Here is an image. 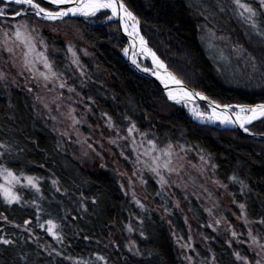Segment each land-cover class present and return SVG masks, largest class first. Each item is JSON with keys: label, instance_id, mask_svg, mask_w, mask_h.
<instances>
[{"label": "trees", "instance_id": "1", "mask_svg": "<svg viewBox=\"0 0 264 264\" xmlns=\"http://www.w3.org/2000/svg\"><path fill=\"white\" fill-rule=\"evenodd\" d=\"M124 2L139 19L148 45L192 90L222 104L264 103V79L260 74L250 73L254 82L246 85L235 65L227 58L222 60L202 39L203 15L192 0ZM210 11L211 16L216 15L212 5ZM101 18L67 21L73 22L82 31L84 43L94 48L96 66L100 70L86 66L85 76H80L85 87L83 95L95 102L99 111L119 129L135 124L136 131L156 142L204 154L215 165L217 179L230 183L233 192L241 191V185L230 179L232 176L247 185L242 196L249 217L259 219L264 215V140L249 138L238 130L198 125L179 106H168L169 110L165 109L168 112L163 113L162 89L129 67L120 53L126 43L124 37L114 27V22V26L105 25ZM250 33L248 40L239 29L230 30L232 40L243 45L248 54L258 60L264 58V47L257 44L258 38ZM43 37L55 53L53 59L58 71L70 75L63 42L48 33ZM179 67L190 71L192 78L187 80ZM4 113L12 119L6 118ZM250 130L264 135V124H255ZM0 143L12 146L11 152L6 153V166L16 175L36 177L41 189L39 194L23 192L19 204L8 205L0 196V237L14 242L8 246L0 244V264H7L12 257L16 258L15 264H26L19 260V256L25 254L33 264H188L174 244L166 221L154 210L143 213L132 252L118 243L116 233L125 236L133 215L115 176L99 175L76 161L62 147L49 121L38 113L33 97L23 89H10L1 81ZM53 180L58 181L61 192H56ZM148 188H152L150 183ZM93 199L97 201L95 205ZM81 203L87 208L86 212L80 208ZM165 209L170 213V207ZM169 216L178 233H183L177 214ZM49 218L61 225L56 230L62 240H53L48 235L45 221ZM25 220L30 223L25 224ZM85 236L89 239L85 240ZM137 249L141 255H134ZM56 251L61 256H56ZM212 251L215 264H242L222 240L212 243Z\"/></svg>", "mask_w": 264, "mask_h": 264}, {"label": "rangeland", "instance_id": "2", "mask_svg": "<svg viewBox=\"0 0 264 264\" xmlns=\"http://www.w3.org/2000/svg\"><path fill=\"white\" fill-rule=\"evenodd\" d=\"M201 2L202 0H192L193 5L197 8ZM204 2L206 5H212L216 15L209 16L211 23L207 24V26H205V20L202 22L201 28L204 33L202 39L213 48L212 51L222 60L227 58L235 65L238 73L243 78V83L246 85L253 83L252 70L245 62L248 52H245L244 47H238L241 44L232 40L230 36V30L239 29L246 37L248 32L253 30L233 11L235 5L232 4L231 0H204ZM243 2L255 4L256 0H243ZM217 4L223 7L224 11L221 12ZM3 6V4H0V7ZM16 7L15 5L11 6L8 11L11 12ZM102 14H97L98 19L103 17L101 19L105 25L108 23L114 26V22L116 24L114 27L121 33L118 22L116 20L107 21ZM91 18L94 17L88 19ZM26 19L30 26L36 28V33H33L36 39L48 33L53 39L63 42L64 59L70 75H63L62 72L58 71L53 59L55 53L49 47L47 50L41 48L39 44H37L36 52H46L49 62L52 64V72H55L56 76H51L48 70L44 68L43 63L34 54L29 57V59L34 61L30 65V70L25 68V49L22 45L13 43L12 39L6 38L3 35V29ZM76 19L88 20L83 17L66 18L67 21ZM138 27L142 35L140 24ZM8 30L12 31L11 28ZM81 32L71 21L53 23L39 20V18L17 17L15 20L9 18L6 23H0V75L3 76L0 81L10 89H23L29 93V96L33 97L38 113L46 121H49L53 129L58 133L62 147L76 161L99 175L112 174L115 176L119 188L125 195L127 204L132 211L133 217H131V222L128 225H131L134 229L129 232L126 227L124 237L116 233L115 239H119L118 243H122L128 251L129 248H132L133 251L135 235L140 228L139 221L143 213L154 210L162 215L166 221L174 244L179 249L180 254L184 258L183 260L188 264H215L212 243L217 239L222 240L227 247H229V242H231L232 247L229 248L232 253L239 251L241 255L251 258L253 252L248 250V244H238L236 242L237 240L247 241L246 233L248 229L244 226L243 218L238 219L240 214L238 203H245L244 197L239 189L233 192L229 187L230 183L225 184L217 179L213 164L204 154L186 147L181 148L179 145L153 140L157 150L150 151L148 155H144L143 153L151 147L147 143L151 139L149 135H142L144 133H139L136 130L129 134L128 129L132 124H129L124 129H119L111 122L112 126L109 127V118L99 111L95 102L83 95L85 87L84 81L80 76H85L86 66L91 65L96 71L100 70L96 66L94 48L84 43L81 39ZM6 39L8 40V47L13 49L11 54L3 50ZM247 39L250 40V37L248 36ZM69 44L72 45L76 53L79 65L73 63L72 53L67 51ZM127 47L128 44L126 42L123 49ZM123 49L120 53L125 59L126 55ZM156 55L159 57L157 53ZM140 64L143 68L151 69L147 62L141 60ZM164 64L166 65L165 62ZM179 69L187 80L192 78L190 71L183 67H179ZM168 70L172 72L170 69ZM41 73L49 74V80L45 81ZM247 73L251 74L248 75ZM173 74L176 76L175 73ZM177 78L180 79L179 77ZM180 80L186 85L185 79ZM61 82H66L65 88L59 87ZM71 82L77 84L78 87ZM68 87L74 88L75 91L68 92ZM29 88L32 89L31 92L28 91ZM163 95L164 109L162 108L163 110H161L163 113L168 112L165 110L168 109V106H179L185 110L192 122L201 126L224 129L218 124H201L193 116V108L201 112H211L203 103H173L164 92ZM161 111L159 110L160 113ZM259 123L257 121L253 125ZM253 125L248 127L250 128ZM110 141L115 142L111 143ZM133 141H135V145L132 143ZM169 144L172 145L171 166L175 170L169 173L161 169V174L165 180L162 186L158 183L159 177L151 171V158L158 156L161 163L168 159L169 157L164 155V150L167 149ZM88 145L92 147L89 148ZM134 147L135 151H133ZM0 152H4V149H0ZM121 153H124V156H127L128 159H124ZM137 155H139L140 163L136 162ZM5 157L6 153L3 157H0V164L7 167V159ZM102 164L105 167L102 168ZM134 172L135 175L133 174ZM17 176L20 178V184L16 185L14 190L21 197L25 191L36 193L30 186L21 187V185H26L27 181L24 179V175ZM149 183L152 188H148ZM231 183L233 182L231 181ZM0 184H4L2 177H0ZM122 185L123 188L121 187ZM221 185H226L227 187H222ZM151 189H153V192ZM133 193H135V199H133ZM0 196L3 199V196ZM233 199L237 203H233ZM136 200H139L144 205L143 209L136 204ZM166 206L171 208L170 213L166 211ZM173 213H176L177 217L182 221L183 233L181 234L178 233L171 222L169 214L173 215ZM217 220L220 221L219 224L216 223ZM207 225H212V227ZM249 227L255 231L261 226L253 224ZM231 231L242 233V235L233 239ZM184 245L189 246L184 247ZM187 257H191V260L187 259Z\"/></svg>", "mask_w": 264, "mask_h": 264}, {"label": "snow or ice", "instance_id": "3", "mask_svg": "<svg viewBox=\"0 0 264 264\" xmlns=\"http://www.w3.org/2000/svg\"><path fill=\"white\" fill-rule=\"evenodd\" d=\"M232 4L235 5L233 9L234 12L241 18L244 22H246L250 28L253 30L249 35L257 37L256 43L261 47H264V0H256V3L243 2V0H231ZM0 4H3V7H0V23H6L9 18L15 20L17 17H27V18H39V20L49 21V22H62L66 23V18L71 17H83L88 19L90 17H96L98 13H103L104 18L107 21L118 20L119 25L123 28L125 34L132 40L133 45L137 42L139 43L140 50L142 53L148 55L152 59V63L155 66V71L153 75H156L157 79L160 80L162 84H164L165 89H168L169 83L175 85H182V81L178 79L172 72L168 71L165 64L156 56V53L152 51L151 48L147 47V41L143 35H141L139 31V19L137 16L129 10V7L125 4L124 0H0ZM17 6L15 10L9 12L8 9L11 6ZM200 14L204 16V20L207 24L211 23L209 21V16L213 15L210 11L211 5H206L204 0H202L201 4L198 6ZM219 10L222 12L224 8L217 4ZM11 28L10 32L8 29ZM36 28L34 26H30L28 20H24L20 23H14L5 27L3 29V35L6 38L12 39L13 43L20 44L25 49L24 51V66L26 69L30 70V65L34 63L33 60L29 59L33 54L35 57L43 63L45 69L48 70L51 76H56L55 72H52V64L49 62V57L46 55V52H36L37 44L41 48L47 50L48 45L45 42L43 36H40L39 39L33 35L36 33ZM238 47H243L238 46ZM4 51L9 52L10 54L13 52L12 48L8 47V40L4 41ZM55 51V48L53 49ZM68 52L72 53L73 63L79 65V60L76 58V53L73 50L71 44H69ZM125 55L128 53V49H123ZM235 51V49H234ZM247 50L245 49V52ZM85 54H87L85 52ZM246 64L251 68L252 73H259L261 79H264V58L257 59L255 56L251 54H247L245 57ZM133 64H136L137 67H140L137 64L135 59L132 60ZM145 72H148V68L142 69ZM160 70H163L164 75L160 74ZM49 74L41 73L45 81H48L50 78ZM83 74V73H81ZM0 79H3V76L0 75ZM60 88L66 87V82H61L59 85ZM29 92L32 91L31 88L28 89ZM75 89L72 87H68V92H74ZM168 98L170 100H175L176 103H180L181 100L191 101L194 96L199 97L201 100H207L208 107L211 108V112H201L196 108L192 109L193 116L201 123V124H218L220 127L224 129L230 128H239L242 129L244 133L248 135H254L251 132L249 125H253L254 122L259 121L264 124V103L258 104H231V103H218L210 98L204 96L200 92H191L185 90L183 87L179 89L178 92L174 93L172 91H168ZM79 95V93H77ZM39 99V97H38ZM6 118L12 119L8 113H4ZM106 115V114H104ZM109 127H111V119L109 118ZM136 130L135 124L131 125L128 129L129 134ZM264 134V133H262ZM146 135V134H142ZM114 143L115 141H110ZM135 145V141L132 142ZM147 143L151 146L150 149L146 150L143 154L148 155L150 151H156V144L152 139H149ZM11 145L8 143H0V149H4V152H0V157H3L5 153L11 152ZM91 148V145H88ZM183 146H181L182 148ZM135 147L133 151H135ZM23 151V149H21ZM164 155L169 157L165 159L162 163L160 162V158L158 156L151 158V171L159 177L158 183L162 186L165 183L164 176L161 174V169L171 173L175 169L172 165V145L169 144L167 149L164 150ZM121 156H124V153H121ZM124 159H128L127 156H124ZM203 159V157H201ZM137 163H140L139 155H137ZM43 167V165H40ZM101 167H105L103 164ZM215 167V165H213ZM135 175V172L133 173ZM0 177L3 178L4 184H0V195L3 196V200L6 204H19L21 202V195L18 194L14 189L16 185L20 184V178L8 167H5L3 164H0ZM24 179L27 181L26 185H21V187H31L34 189L37 194L41 192L40 187L37 183V178L33 176H25ZM234 182H238L241 185V195H244V189L247 188V185L244 184L242 180H239L238 177L232 176ZM53 186L55 187L56 192H61L60 187H58V181H52ZM222 187H227L226 185H221ZM123 188V185L121 186ZM250 191V190H249ZM43 199V197H40ZM133 199H135V193H133ZM136 204L140 208H144V205L140 203L139 200L135 201ZM33 203H35V198H33ZM97 201L95 199L92 200V204L95 205ZM233 203H237L235 199H233ZM262 205H264V201H262ZM37 207H39L37 205ZM238 207L240 209V214L238 219L243 218V223L245 228L248 229L247 241L237 240L238 244H248V250L253 252V256L250 258L245 255H241L239 251H235L233 255L235 256L237 261L242 262V264H264V215H261L259 219H251L249 217L247 211V205L245 203H238ZM80 208H83L84 211H87V208H84V205L81 203ZM42 211V209H41ZM39 219V216L37 217ZM63 219V218H61ZM73 220L76 217H72ZM25 224L30 223L25 220ZM47 224V233L52 236L53 239L60 241L62 240V236L59 232L56 231L60 224H57L53 221V219L49 218L45 221ZM217 224L220 223L219 220L216 221ZM257 224L261 227L256 229L255 231L249 227L250 225ZM40 227H44L43 224L39 225ZM208 227H212V225H207ZM27 231V229H25ZM127 230L132 232L134 229L131 225L127 226ZM141 236L144 235L143 231L140 233ZM242 235V233H237L236 231H231V236L233 239ZM85 240L89 239L88 236L84 237ZM14 242L3 237H0V244L5 246L12 245ZM189 245H184V247H188ZM135 247V244H133ZM229 247H232L231 242H229ZM194 250V249H193ZM129 251H132V248H129ZM52 252H49L51 255ZM39 252H37V256H39ZM56 256H61L59 251L55 252ZM134 255H141L139 250L134 253ZM27 254L23 256H19V260L26 261V264H33L30 259H26ZM64 259H69V257H64ZM97 259H104V257L97 256ZM187 259L191 260V257H187ZM15 257L10 258L7 264H15ZM87 264V262H85Z\"/></svg>", "mask_w": 264, "mask_h": 264}, {"label": "water", "instance_id": "4", "mask_svg": "<svg viewBox=\"0 0 264 264\" xmlns=\"http://www.w3.org/2000/svg\"><path fill=\"white\" fill-rule=\"evenodd\" d=\"M117 22H118V24H119V21L118 20H116ZM119 27H120V30H121V33L123 34V36H124V38L126 39V42H127V44H128V47H127V49H128V53L127 54H129L130 55V53H131V49L134 51V49H133V47L131 46V44L133 43V42H131L132 40L125 34V32H124V30H123V28L119 25ZM140 31V30H139ZM147 45H148V43H147ZM149 47V46H148ZM150 48V47H149ZM153 51V50H152ZM154 52V51H153ZM136 55H134V57H135ZM157 56V55H156ZM158 57V56H157ZM159 58V57H158ZM126 59V62L128 63V65H129V67L137 74V75H139L140 77H142V78H145V79H148V80H151V81H154V82H156L159 86H160V88L162 89V91L165 93V95L168 97V90H166L165 89V87L164 86H162L161 84H160V82L157 80V78H156V75H153V72L155 71V67H153L152 66V64L149 62V61H147L149 64H150V67H151V69L148 71V72H146V75H142V74H140L137 70H135L132 66H131V64L128 62V60H127V58H125ZM160 59V58H159ZM135 60L137 61V63H139V60L137 59V57H135ZM161 60V59H160ZM162 61V60H161ZM163 62V61H162ZM164 63V62H163ZM140 65V64H139ZM166 66V65H165ZM166 68H167V66H166ZM141 70L143 69V67H142V65H141V68H140ZM169 71V70H168ZM162 73H164V72H162ZM181 87H183L185 90H188V91H191V92H195V91H193L192 89H190L189 87H187L184 83H182V85H174L173 86V88H177V89H180ZM204 96H206L205 94H203ZM207 97V96H206ZM169 99V98H168ZM170 100V99H169ZM171 102H173V103H176V101H174V100H170ZM193 102H195V103H203L207 108H209L208 107V102H207V100H201L199 97H196V96H194L193 98H192V100L191 101H189L188 103H193ZM180 103H182V104H186L187 102H185V101H181ZM210 110H211V108H209ZM229 130H238L239 132H241L242 134H244V135H246V136H248V137H250V138H252V139H256V140H264V135H248L247 133H244L243 132V130L242 129H239L238 127L237 128H230Z\"/></svg>", "mask_w": 264, "mask_h": 264}, {"label": "bare ground", "instance_id": "5", "mask_svg": "<svg viewBox=\"0 0 264 264\" xmlns=\"http://www.w3.org/2000/svg\"><path fill=\"white\" fill-rule=\"evenodd\" d=\"M131 42H132V41H131ZM131 46L133 47L134 51L131 49V53H130V55H129V54L126 55V58H127L128 62H129V63L131 64V66H132L135 70H137L140 74H142V75H146V72L140 69V68H141L140 61H141V60L144 61V62L149 61V62L152 64V66L155 67V66L153 65V63H152V59H151V57L141 52V50H140V46H139V43H138V42H137L135 45H133V43H132ZM147 47H148V45H147ZM134 55H136L135 57H137V59L139 60V63H137V64H140V67H137L136 64H133V63H132V60L135 59ZM147 63H148V62H147ZM148 64H149V63H148ZM149 65H150V64H149ZM162 72H163V70H160V74H161V75H164V73H162ZM156 78H157V77H156ZM157 80H158V79H157ZM158 81L160 82V80H158ZM160 84H161L162 86H164V84H162L161 82H160ZM174 85H175V84L169 83V85H168V89H167V90H168V91H172V92H174V93L178 92L179 89H177V88H173ZM164 87H165V86H164ZM174 101H175V100H174ZM181 101H185V100H181ZM185 102L188 103L189 101H185Z\"/></svg>", "mask_w": 264, "mask_h": 264}]
</instances>
